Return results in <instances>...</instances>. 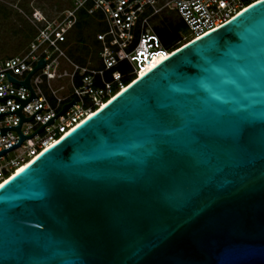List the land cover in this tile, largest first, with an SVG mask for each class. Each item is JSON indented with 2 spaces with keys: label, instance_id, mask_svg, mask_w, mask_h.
<instances>
[{
  "label": "water",
  "instance_id": "95a60500",
  "mask_svg": "<svg viewBox=\"0 0 264 264\" xmlns=\"http://www.w3.org/2000/svg\"><path fill=\"white\" fill-rule=\"evenodd\" d=\"M19 105L11 128L19 144ZM0 264H264V0L183 42L0 184Z\"/></svg>",
  "mask_w": 264,
  "mask_h": 264
},
{
  "label": "built area",
  "instance_id": "2783aa9c",
  "mask_svg": "<svg viewBox=\"0 0 264 264\" xmlns=\"http://www.w3.org/2000/svg\"><path fill=\"white\" fill-rule=\"evenodd\" d=\"M256 1L63 0L52 14L30 4L25 17L34 32L22 49L0 58V96L28 97V88L8 81L5 73L22 80L36 60L42 58L43 65L28 77L35 96L19 108V113L26 117L40 105L42 108L20 121L21 134L34 131L71 98L74 103L31 136L23 137L17 146L0 153V184L112 97L124 86L125 75L134 79L147 59L172 51L161 45L152 28L161 12L172 10L183 21V43L217 27ZM85 17L90 20L87 28L92 39L87 43V51L75 49L74 39L75 25ZM122 61L130 67L126 73L118 68ZM18 105L14 97L2 98L0 112ZM17 120L15 112L0 114V127L16 124ZM17 137L15 129L4 130L0 149L17 141Z\"/></svg>",
  "mask_w": 264,
  "mask_h": 264
},
{
  "label": "rangeland",
  "instance_id": "374dc122",
  "mask_svg": "<svg viewBox=\"0 0 264 264\" xmlns=\"http://www.w3.org/2000/svg\"><path fill=\"white\" fill-rule=\"evenodd\" d=\"M0 4L5 12V15L0 12V58H2L24 47L27 39L26 28L27 25L31 26L25 17L30 4H38L42 11L52 14L63 4V0H0ZM165 14L177 16L172 10H167ZM83 32L90 35L89 28H84ZM129 68L126 63V70Z\"/></svg>",
  "mask_w": 264,
  "mask_h": 264
},
{
  "label": "trees",
  "instance_id": "16d2710c",
  "mask_svg": "<svg viewBox=\"0 0 264 264\" xmlns=\"http://www.w3.org/2000/svg\"><path fill=\"white\" fill-rule=\"evenodd\" d=\"M36 6L39 7L37 4ZM40 8V7H39ZM0 12L5 15L4 8L0 4ZM166 11L160 13L159 17L153 22L152 28L157 35L161 45L169 48L170 50L175 49L176 47L182 44V35L186 33V27L183 21L178 16H173L170 14H165ZM90 25L89 18L80 19L74 29V39L76 40L75 49L87 51V43L91 41V34L85 35L83 29ZM34 30L31 26L27 25L26 28V42L32 36ZM77 58V56H75ZM118 68L121 72L126 73V62L122 61L119 63ZM131 80V76L125 75L122 78L124 85H126Z\"/></svg>",
  "mask_w": 264,
  "mask_h": 264
},
{
  "label": "bare ground",
  "instance_id": "6f19581e",
  "mask_svg": "<svg viewBox=\"0 0 264 264\" xmlns=\"http://www.w3.org/2000/svg\"><path fill=\"white\" fill-rule=\"evenodd\" d=\"M166 55L158 54L156 56H152L150 59H147L146 64L143 66V69H140L138 71V75L142 74L146 70H148L150 67L154 66L157 62H159L161 59H163ZM24 165H21L18 167L16 171H18L20 168H22Z\"/></svg>",
  "mask_w": 264,
  "mask_h": 264
}]
</instances>
